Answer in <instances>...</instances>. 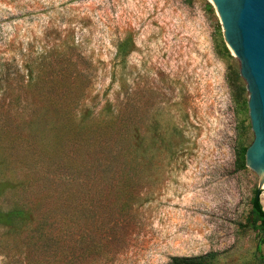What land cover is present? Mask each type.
<instances>
[{"label": "rangeland", "instance_id": "obj_1", "mask_svg": "<svg viewBox=\"0 0 264 264\" xmlns=\"http://www.w3.org/2000/svg\"><path fill=\"white\" fill-rule=\"evenodd\" d=\"M218 33L207 0H0V111L17 124L6 145L0 139V185L39 193L33 172L48 147L45 174L72 180L80 204L104 190L103 221L80 218L72 236L99 247L76 264H168L206 254L213 264H264V243L258 257L248 223L258 178L235 157L252 140L240 106L246 93L238 97L228 82L237 62L216 54ZM69 63L79 72L75 85L87 79L76 121L87 112L96 121L112 117L120 103L135 130L137 175L95 185L88 163L97 134L52 128L42 93L51 79L75 77ZM29 135L36 152L25 155ZM259 192L264 211V186ZM7 198L0 195L1 209ZM12 237L0 228V264H25L23 243Z\"/></svg>", "mask_w": 264, "mask_h": 264}, {"label": "trees", "instance_id": "obj_2", "mask_svg": "<svg viewBox=\"0 0 264 264\" xmlns=\"http://www.w3.org/2000/svg\"><path fill=\"white\" fill-rule=\"evenodd\" d=\"M221 34L218 33L214 40L216 54L223 59H231L229 52L225 48ZM75 61V60H74ZM71 70L75 73V77L69 80L68 77H60L61 81L52 79L49 80V86L42 93L43 101L51 109L50 113L55 117L54 122H51L54 127H86L93 133H96V139L99 144L92 151V158L88 163V171L95 185L101 184L105 180V184L110 185L108 181L115 180L121 176H135L138 174L137 162V144L134 138L135 130L126 125V120L123 118V112L120 103L117 105V110L114 116H103V120L96 121L93 117L89 118L87 112L79 122L76 121L75 110L84 95V84L86 77L81 80V86L75 85L80 82L77 77L79 72L75 65L69 63ZM81 76V75H80ZM228 82L236 85L237 96L241 97L245 93L244 85L240 80L237 72V65L228 68ZM32 86H35L39 81L38 76ZM78 80V81H77ZM57 82L56 86L51 85L52 82ZM45 84V83H44ZM59 86V87H58ZM241 107L246 106V101L241 100ZM35 119L28 120V125L33 126ZM81 126V127H80ZM17 128V124L9 117L6 111H0V139L3 144H7L8 139L12 137L13 129ZM14 139H18L13 136ZM26 139L27 151L25 155L35 153L32 150L31 141H35L34 137ZM22 139V138H21ZM246 147L241 143L235 151L236 164L239 169H244V152ZM44 160L39 159L37 164L40 167L33 173H39L36 178H40L39 193H34L33 190H22L16 193L13 186H1L0 195L4 192L8 194L6 209L0 208V228L7 230L13 235L14 241L19 240L23 243V259L25 264H76L85 253L89 250H95L99 247L97 242L82 241V238H72L75 234L77 221L83 218L84 222L95 221L102 218L99 212L105 210L106 195L104 190L94 191L90 197L88 204H80L77 189L72 180L61 179L60 177H49L44 170H49L52 164H49L47 158L52 152L47 147V150H42L41 153ZM40 151H38V155ZM7 159V158H6ZM9 163L14 161L8 160ZM35 163V162H33ZM37 164L34 168L37 167ZM80 166H78L79 168ZM33 178V177H32ZM107 181V182H106ZM7 190V191H6ZM260 192L255 190L250 200L249 211V227L255 232L257 244L255 251L260 257V247L264 243V211L259 203ZM111 213L107 212L105 217H111ZM22 228V229H21ZM215 259L214 254H206L200 257L185 258L172 257L168 264H213Z\"/></svg>", "mask_w": 264, "mask_h": 264}, {"label": "water", "instance_id": "obj_3", "mask_svg": "<svg viewBox=\"0 0 264 264\" xmlns=\"http://www.w3.org/2000/svg\"><path fill=\"white\" fill-rule=\"evenodd\" d=\"M207 1L244 85L252 134L244 152V167L258 178L259 191L264 186V0Z\"/></svg>", "mask_w": 264, "mask_h": 264}]
</instances>
